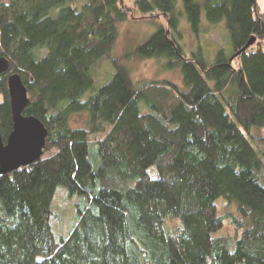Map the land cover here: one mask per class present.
<instances>
[{"label": "trees", "instance_id": "obj_1", "mask_svg": "<svg viewBox=\"0 0 264 264\" xmlns=\"http://www.w3.org/2000/svg\"><path fill=\"white\" fill-rule=\"evenodd\" d=\"M135 13L156 28L115 56ZM183 18L197 38L223 25L212 59L201 46L186 53ZM0 56L4 142L13 73L28 90L24 115L48 130L41 158L0 175V264H264L259 0H0ZM133 58L179 69L183 85L135 81ZM219 200L238 213L218 214ZM226 220L233 234L215 236Z\"/></svg>", "mask_w": 264, "mask_h": 264}, {"label": "rangeland", "instance_id": "obj_2", "mask_svg": "<svg viewBox=\"0 0 264 264\" xmlns=\"http://www.w3.org/2000/svg\"><path fill=\"white\" fill-rule=\"evenodd\" d=\"M126 4L132 6L134 0H124ZM259 3L264 11V0H259ZM56 11L53 12V14ZM161 21L165 23V20L161 18ZM203 24H207L205 16L203 17ZM155 25L151 23L147 16H141L139 14L130 15V19L120 25L119 37L113 48V55L122 56L125 52L132 46L143 41L148 35H150L155 30ZM180 30L182 32V38L180 43L183 45L186 53L189 55L191 51L196 50L198 46H201L204 53L208 58L212 59L215 50L223 45L226 41V30L223 25H218V27L204 28V33L197 38L186 19H182L180 23ZM225 31V32H224ZM127 64L131 70V75L135 81L143 79H153V78H167L171 79L179 85H183L182 75L179 69H166L163 66V61L157 58H133L127 61ZM110 70L108 62H103L101 66V71L106 72ZM85 113L76 114L71 118L72 125H83L85 120ZM149 189H158L159 185L156 182H151L147 184ZM218 214L223 215L225 213H230L236 215L238 213L237 206L231 203H227L224 200H219L217 202ZM234 232L233 226L230 224L229 220L224 222L223 228L218 231L215 236L221 235H232Z\"/></svg>", "mask_w": 264, "mask_h": 264}, {"label": "water", "instance_id": "obj_3", "mask_svg": "<svg viewBox=\"0 0 264 264\" xmlns=\"http://www.w3.org/2000/svg\"><path fill=\"white\" fill-rule=\"evenodd\" d=\"M249 40L243 49L253 44ZM234 57V56H233ZM230 58V60L233 59ZM7 58L0 56V74L8 71ZM8 90L11 102L13 130L4 142L0 133V175L28 166L43 156L48 130L44 123L35 116L24 115L29 104L28 90L18 73L8 77Z\"/></svg>", "mask_w": 264, "mask_h": 264}]
</instances>
